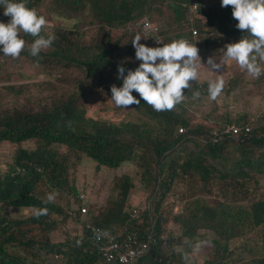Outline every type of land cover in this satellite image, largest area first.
Instances as JSON below:
<instances>
[{"label": "trees", "instance_id": "16d2710c", "mask_svg": "<svg viewBox=\"0 0 264 264\" xmlns=\"http://www.w3.org/2000/svg\"><path fill=\"white\" fill-rule=\"evenodd\" d=\"M188 1L27 0L28 7L50 22L44 33H53L55 40L33 57V38L21 33L26 45L18 58L0 52V219L5 218L0 224V264H107L89 240L78 238L86 222L117 238L132 230L141 238L151 233L154 241L134 264H186V251H175L172 245H190L208 233L210 256L202 264H264V106L252 119L244 112L233 114L229 104L195 113L188 99L197 91V98L208 94L209 78L191 81L182 90L183 101L171 111H154L135 91L139 105L116 107L111 99L110 86L122 85L117 66L127 75L140 63L131 40L139 34L140 43L150 47L141 30L144 20L157 24L164 43L180 38L193 42L200 59L247 35L236 28L231 7H221V0H199L196 13L189 12ZM9 19L0 6V21ZM24 58L52 77L57 72V81L12 83ZM244 72L230 76L222 92H231ZM259 78L264 80V74ZM93 89L105 91L113 107L131 119L90 118L87 102ZM230 123L241 130L212 138L213 130ZM85 158L96 169L134 165L113 176L114 193L96 214L89 209L81 213L75 186ZM135 176L149 192L145 206L128 208ZM176 178L187 184L179 209L177 190L170 193L169 208H163ZM53 189L54 201L44 205ZM39 207H47L48 214H9L11 208ZM71 220L76 222L73 236L52 237ZM34 226L38 231L30 233ZM163 234L170 238L168 245ZM252 237L258 245L249 246ZM232 244L238 248L234 260L229 257ZM25 250L33 255L31 261Z\"/></svg>", "mask_w": 264, "mask_h": 264}, {"label": "clouds", "instance_id": "9594fccd", "mask_svg": "<svg viewBox=\"0 0 264 264\" xmlns=\"http://www.w3.org/2000/svg\"><path fill=\"white\" fill-rule=\"evenodd\" d=\"M3 14L10 19L8 22L0 21V52L4 56L18 58L25 49L26 41L21 33L31 36L32 42L29 53L38 57L42 50L49 49L54 40L53 33H44L50 27L44 15L35 8L27 6V0H0ZM221 7H231L232 17L237 21L235 25L247 35H242L237 41L224 46V57L234 60L240 68L254 79L264 74L261 62H264V0H221ZM144 37V36H143ZM142 36L137 34L131 40L135 49V58L140 61L135 69H128L118 65V78L122 85L110 86L111 99L116 107L128 108L130 105H139L140 100L132 95L135 91L151 106L154 111H171L184 99L183 89H189L191 81L198 77V62L201 59L198 48L186 38L174 39L168 43L156 39L162 46L149 47L140 43ZM147 38V37H144ZM207 65L213 70L222 68V64L211 56ZM225 81L222 76L208 81V95L216 100L224 88ZM197 91L194 96L199 97ZM57 192L55 189L49 193L44 205L54 201ZM47 207L33 209L36 218L48 214Z\"/></svg>", "mask_w": 264, "mask_h": 264}, {"label": "rangeland", "instance_id": "374dc122", "mask_svg": "<svg viewBox=\"0 0 264 264\" xmlns=\"http://www.w3.org/2000/svg\"><path fill=\"white\" fill-rule=\"evenodd\" d=\"M210 56L222 64L221 69L218 71L213 70L211 65H207V59ZM210 56L201 59V64L198 62L197 78L200 80H203L204 78L215 80L217 76H222L224 81H226L230 76H235L236 73L240 72L242 69L234 60H228L224 57V48L220 51H216ZM261 67L264 68V62H261ZM15 72V77L13 80H11L12 83L36 82L53 79L56 80L58 78L57 72L55 76L53 75L52 77L39 69L36 63L27 58L22 60ZM71 78L72 77L67 78V82H69ZM3 83L4 81H0V85ZM105 94V91L101 93L95 89H93L91 93H88L89 96L87 104L89 103L88 115L90 118L107 122H118L119 120H125L128 118L131 119L125 110L118 112V110L113 107L112 101L109 100ZM187 104L191 110L199 115L208 113L212 111L213 108L220 106L224 107V105L229 104L226 106H230V110L233 114L238 115L240 112H244L247 116L255 117L257 110L263 109L264 106V80L260 78L254 79L247 72H244V74L241 76L240 83L228 94L221 92V94L214 101L209 98L208 94L201 96L200 98L192 97L191 99H188ZM132 117L135 118L136 114H132ZM133 167L134 165L131 163H124L120 168L117 169H109L105 167L96 169L93 161L87 158L81 160L80 165H78L75 179V186L78 193L82 192L85 196V199L82 201L81 205L86 206L89 211L91 210L94 214H96L100 210V206L104 204L107 196L114 193V191L110 189L113 176L116 174H121L128 168L133 169ZM133 184L134 185L131 189L126 207H143L146 205V197L149 192L148 188H145L136 176L133 177ZM186 188V182L176 178L172 188L166 193V197L163 199V208H169V204L172 201V195L170 193L177 190L179 196L175 205V209H179L180 202H182L180 194H182ZM31 212H33V209L31 208L9 209V214L11 216L27 215ZM75 223L76 222H74V220H71L62 228L61 231L53 232L52 237L57 239L64 238L66 236H73L76 232V228L73 227ZM35 231H38V229L34 226L30 233H35ZM162 236L163 237L161 238L163 239L164 244L168 245L170 239L169 236L166 234H163ZM210 236V233L205 234L203 238L191 243L190 245L173 244L172 248L175 251H186L188 255L186 264H202L203 260L210 256ZM234 243L236 244L238 241H235ZM258 244L259 240L252 237L249 246ZM10 248H12V246ZM230 249L231 254L229 257L233 258V260L238 258V248H235L232 244ZM25 254L27 255L26 259L31 261L33 255L29 251L26 252V250Z\"/></svg>", "mask_w": 264, "mask_h": 264}, {"label": "built area", "instance_id": "2783aa9c", "mask_svg": "<svg viewBox=\"0 0 264 264\" xmlns=\"http://www.w3.org/2000/svg\"><path fill=\"white\" fill-rule=\"evenodd\" d=\"M199 7V0H189L187 3V8L190 13H196ZM142 34L147 37L150 47L162 46L156 43V39L163 41L160 33L158 32V26L150 20H144L142 22ZM194 36L197 35V30L194 28L192 30ZM156 38V39H155ZM253 117H251L252 119ZM243 129L245 131L250 130L249 125H244ZM182 128H178V131H182ZM241 130V126L236 123H230L226 125L222 130H213L212 138L215 140L218 135L222 132H231L233 134L238 133ZM78 198L84 201V194L78 193ZM81 213H86L88 208L84 205L80 206ZM71 216H73V211L70 210ZM136 214L135 212L132 215ZM85 228L86 231L78 235L80 239H87L92 244V247L99 252L107 264H134L135 260L148 251L152 241H154V236L151 233H146L144 238L138 235L137 231H130L124 234L122 238H117L116 233H112L103 230L99 226L92 223L86 222L81 225V228ZM161 237H163L161 235ZM166 242V240H165Z\"/></svg>", "mask_w": 264, "mask_h": 264}, {"label": "water", "instance_id": "95a60500", "mask_svg": "<svg viewBox=\"0 0 264 264\" xmlns=\"http://www.w3.org/2000/svg\"><path fill=\"white\" fill-rule=\"evenodd\" d=\"M5 221V218L0 219V224H2Z\"/></svg>", "mask_w": 264, "mask_h": 264}]
</instances>
